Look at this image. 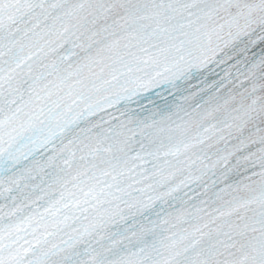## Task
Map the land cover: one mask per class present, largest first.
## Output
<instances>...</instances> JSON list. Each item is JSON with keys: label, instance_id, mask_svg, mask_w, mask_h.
<instances>
[{"label": "snow or ice", "instance_id": "1", "mask_svg": "<svg viewBox=\"0 0 264 264\" xmlns=\"http://www.w3.org/2000/svg\"><path fill=\"white\" fill-rule=\"evenodd\" d=\"M0 264H264V0H0Z\"/></svg>", "mask_w": 264, "mask_h": 264}]
</instances>
